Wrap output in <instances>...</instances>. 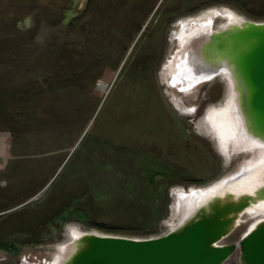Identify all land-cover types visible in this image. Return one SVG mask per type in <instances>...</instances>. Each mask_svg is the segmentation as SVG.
Returning <instances> with one entry per match:
<instances>
[{"label": "rangeland", "instance_id": "1", "mask_svg": "<svg viewBox=\"0 0 264 264\" xmlns=\"http://www.w3.org/2000/svg\"><path fill=\"white\" fill-rule=\"evenodd\" d=\"M225 1L0 0V36L12 33L6 26L17 20L23 32L37 28L31 42L36 51L51 49L52 56L69 44L66 49L82 56L78 69L89 67L77 87L42 97L48 123L35 126L31 136L0 129V264H54L58 257L62 264L77 236L167 235L193 218L199 207L190 202L202 190L236 179L258 160L259 148L229 143L224 150L206 128L207 113L224 107L236 91L220 70L215 46L228 31L226 14L242 23H264V0L237 6ZM207 20L209 33L181 41ZM188 57L216 73L174 82L170 67ZM40 61L50 70L46 56ZM42 69L15 70L6 87L40 82ZM68 109L72 114L56 121ZM134 163L136 174L125 170ZM73 198L79 200L70 204ZM260 221L264 212L242 214L219 246L237 244ZM224 264H243L240 250Z\"/></svg>", "mask_w": 264, "mask_h": 264}, {"label": "water", "instance_id": "2", "mask_svg": "<svg viewBox=\"0 0 264 264\" xmlns=\"http://www.w3.org/2000/svg\"><path fill=\"white\" fill-rule=\"evenodd\" d=\"M246 25V28L237 30L233 39H240L244 33L258 43L243 57L252 94L249 99L243 96L242 104L264 122V24ZM228 31L215 45L222 58L227 51ZM216 204L214 201L207 213L202 211L180 229L159 238L134 240L85 235L80 238L83 245L76 248L69 264H224L237 249L243 264H264V223L243 236L237 244L219 246V242L235 228H231L235 213L243 209L248 200L230 209H220Z\"/></svg>", "mask_w": 264, "mask_h": 264}, {"label": "bare ground", "instance_id": "3", "mask_svg": "<svg viewBox=\"0 0 264 264\" xmlns=\"http://www.w3.org/2000/svg\"><path fill=\"white\" fill-rule=\"evenodd\" d=\"M216 13L217 12L209 14L215 15ZM226 16L228 17V24L225 25V29L229 30L226 38L228 46L224 55L225 58H222L221 62L218 61V63L221 67L220 70L228 75L236 91H234V95L228 99L229 101L224 107L210 110L207 113L205 118L206 128L217 139L218 145L224 150L227 149L229 143L233 145L242 144L249 146L250 148L257 147L262 150V154L258 160L248 165L242 174L236 179L221 182L209 190H202V192L199 193L200 196L198 195L199 197L196 196L195 193H192L196 198L195 200L193 199L194 201L190 202V204L193 208L196 206L197 208L199 207L196 209L195 215L193 216V218H195L202 211L207 213L209 211V206L214 201L220 209L226 207L230 209L236 207L239 203L247 199L248 204L235 213L234 219L231 223V228H234L239 224L242 214L264 212V122L255 114L246 110V108H243L242 104V97L246 96V98L249 99L252 94V88L248 81L247 69L244 65L243 57L258 43V41H252V37H247L244 33L241 34L240 39H233L238 33L237 30L239 28L244 29L247 25L246 23H242L240 20L235 19V16L232 14H226ZM204 17L207 18L208 16L205 15ZM254 24L260 25L261 23ZM210 29V20H207L202 25L191 29L186 37L183 35L180 39L185 42L193 33H209ZM205 63H207V61ZM204 66L203 62L200 63L199 60L197 61L195 59L190 60L188 57L176 62L170 67L171 78L174 82L186 81L187 83H191L200 78H204L209 73L210 76H213L216 73L214 72L215 68L207 70ZM235 73L241 82L237 77L235 78ZM106 87L107 79L102 81L99 85L100 93H102ZM238 96H240L239 99ZM263 223L264 221H260L254 224L249 233ZM80 238L81 237L78 236L76 237V240L78 239L76 246L71 248V251L66 258L63 257L65 261L62 264L70 263L76 248H78V246L80 247L82 244V242L80 243ZM60 260V257H58L55 259L54 264H57V262L61 263Z\"/></svg>", "mask_w": 264, "mask_h": 264}, {"label": "trees", "instance_id": "4", "mask_svg": "<svg viewBox=\"0 0 264 264\" xmlns=\"http://www.w3.org/2000/svg\"><path fill=\"white\" fill-rule=\"evenodd\" d=\"M240 2L241 0L225 1V3L234 6H237ZM31 9L34 10L33 8ZM78 16L79 15L74 16L68 21L66 24L67 31H70L72 27H74V19H77ZM259 17L264 18V13L259 15ZM63 20L64 16L62 14L60 16L62 25H64ZM9 25H11V27L9 28L7 25L6 28L9 29V31L10 29H14V31H12V33L6 32L0 36V124H2L0 125V129L7 126L6 128L14 137L27 138L32 135L35 126L40 127V125L42 126V124L48 123L45 118L47 113L42 111V97L44 95L48 97L55 92L69 91L77 87L80 77L85 76L89 72V67L78 69L79 64L83 62L82 56L74 50L66 49V46L69 44H61L60 47L58 46V50L55 47L56 49H54V54L52 56L50 55L53 52L51 49L38 52L31 44L37 35V28L23 32L21 28H18L17 20L10 21ZM72 40L71 42H73ZM29 44L32 47H27ZM72 45L75 46V42H73ZM34 54L39 56V58H33V56H35ZM49 55L50 59L48 58ZM40 56H46L50 70L42 66L43 61H40ZM59 56L61 59H58ZM25 66L28 68H43L40 70L45 74L43 75L41 73L43 75L42 81H28L24 87H20V89L16 90H11L9 87H6L5 81L8 80V76L10 74L12 75L15 70L20 72V70L23 69V71L26 72ZM71 114V110L68 109L61 118L60 116L56 117V121L59 122L65 115V117H69ZM59 123H61V121ZM86 139L88 140V137H86L85 140L83 139V145L86 143ZM82 149H84V147H82L81 150ZM117 168V173L123 175V171L120 167ZM125 170H130V172L136 174V164L132 167L127 166ZM155 179L156 177L154 176V180ZM74 200L78 201L79 199H70L69 203L71 204ZM70 204H68V206L63 205L54 218L68 210Z\"/></svg>", "mask_w": 264, "mask_h": 264}]
</instances>
